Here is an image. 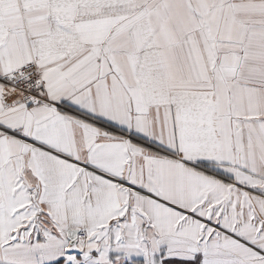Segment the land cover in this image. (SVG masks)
Returning <instances> with one entry per match:
<instances>
[{"label":"snow or ice","instance_id":"1","mask_svg":"<svg viewBox=\"0 0 264 264\" xmlns=\"http://www.w3.org/2000/svg\"><path fill=\"white\" fill-rule=\"evenodd\" d=\"M0 264H264V0H0Z\"/></svg>","mask_w":264,"mask_h":264}]
</instances>
